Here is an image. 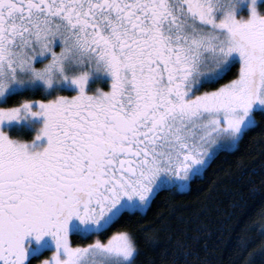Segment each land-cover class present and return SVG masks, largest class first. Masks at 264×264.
<instances>
[{
  "label": "snow or ice",
  "instance_id": "snow-or-ice-1",
  "mask_svg": "<svg viewBox=\"0 0 264 264\" xmlns=\"http://www.w3.org/2000/svg\"><path fill=\"white\" fill-rule=\"evenodd\" d=\"M250 133L264 0H0V264H155L148 209ZM245 212L237 259L264 264V199Z\"/></svg>",
  "mask_w": 264,
  "mask_h": 264
},
{
  "label": "trees",
  "instance_id": "trees-1",
  "mask_svg": "<svg viewBox=\"0 0 264 264\" xmlns=\"http://www.w3.org/2000/svg\"><path fill=\"white\" fill-rule=\"evenodd\" d=\"M254 198L264 199V144L250 133L239 151L220 153L191 191L160 193L144 217L158 229V247L145 249L143 259L160 264L166 259L161 251H182L179 264H239L237 244L249 219L245 205Z\"/></svg>",
  "mask_w": 264,
  "mask_h": 264
},
{
  "label": "rangeland",
  "instance_id": "rangeland-1",
  "mask_svg": "<svg viewBox=\"0 0 264 264\" xmlns=\"http://www.w3.org/2000/svg\"><path fill=\"white\" fill-rule=\"evenodd\" d=\"M93 86H102V82L101 81H95L93 83ZM31 129L29 128H19L13 131V135H19L21 138L23 137L24 134L28 133V131H30ZM32 131V130H31ZM33 135V134H32ZM75 239V238H74ZM48 253H45V255H47ZM33 264H36V262L34 261Z\"/></svg>",
  "mask_w": 264,
  "mask_h": 264
},
{
  "label": "flooded vegetation",
  "instance_id": "flooded-vegetation-1",
  "mask_svg": "<svg viewBox=\"0 0 264 264\" xmlns=\"http://www.w3.org/2000/svg\"><path fill=\"white\" fill-rule=\"evenodd\" d=\"M102 86H103V84H102Z\"/></svg>",
  "mask_w": 264,
  "mask_h": 264
}]
</instances>
